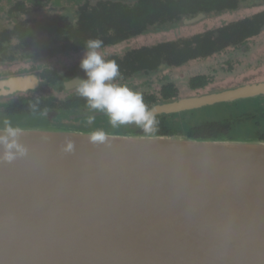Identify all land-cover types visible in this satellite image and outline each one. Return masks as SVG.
<instances>
[{"label": "water", "instance_id": "water-1", "mask_svg": "<svg viewBox=\"0 0 264 264\" xmlns=\"http://www.w3.org/2000/svg\"><path fill=\"white\" fill-rule=\"evenodd\" d=\"M261 97L264 83L153 108ZM14 127L26 154L0 143L17 156L0 162V264H264V140L106 132L100 144L94 130Z\"/></svg>", "mask_w": 264, "mask_h": 264}, {"label": "trees", "instance_id": "trees-1", "mask_svg": "<svg viewBox=\"0 0 264 264\" xmlns=\"http://www.w3.org/2000/svg\"><path fill=\"white\" fill-rule=\"evenodd\" d=\"M264 2V0H261ZM241 0H90L78 9V23L73 25V20L62 16L51 22L18 24L12 31H4L0 38L7 40L16 37L30 44L33 40L47 39L43 47L50 49L51 56L56 57L62 53L79 52L84 49L85 41L99 38L103 40L102 48L117 46L132 37L146 32L150 27L166 28L170 24L182 22L184 19L206 16L213 13L238 10ZM24 12V11H22ZM264 30V11L251 18H245L216 30H210L188 39L175 42L161 43L153 47H142L132 50L124 57L110 56L106 60H115L119 66L120 75L125 78L132 77L138 72L156 70L161 64L170 68H180L192 62L206 60L217 55H222L230 49L244 46L254 38L259 37ZM29 47L30 45H23ZM7 49L0 44V50ZM212 77L202 75L191 79L190 87L199 90L208 86ZM161 97L166 102H172L179 97V90L174 84L164 86ZM145 103L151 109L159 102L154 95H143ZM87 107L85 99H72L66 104H57L53 99L35 97L20 100L2 113L6 116L27 117L23 123H12L13 126H56L71 129L66 125H56L47 122L29 120L36 114L46 111L62 110L75 111ZM230 106V105H228ZM212 108V107H211ZM194 112V111H193ZM193 112H186L191 115ZM183 114V113H182ZM172 116V115H170ZM164 116L156 117L157 130L152 133L162 136L185 135L197 139L240 138L264 140V130H256L254 134L239 136L234 133L244 119L223 118L208 119L181 134L165 124ZM257 118L251 115L250 119ZM249 120L248 118H245ZM30 121V122H29ZM29 123V124H28ZM3 127V124H0ZM105 132L138 133L146 134L136 125L123 128L99 127ZM85 130V129H78ZM89 130V129H88ZM92 130V129H91Z\"/></svg>", "mask_w": 264, "mask_h": 264}, {"label": "rangeland", "instance_id": "rangeland-1", "mask_svg": "<svg viewBox=\"0 0 264 264\" xmlns=\"http://www.w3.org/2000/svg\"><path fill=\"white\" fill-rule=\"evenodd\" d=\"M39 3L36 9H43V11L36 12L35 14H29L31 19L36 21H43L47 19H53L57 16H67L73 20L74 25L78 23L77 7L83 5L85 0H38ZM126 2H133L134 0H122ZM7 4V0H0V5ZM34 7V6H33ZM34 7V8H35ZM68 7V8H67ZM76 7V8H75ZM67 8V9H66ZM264 11V2L261 0H241L240 8L233 11H225L221 13H213L206 16L199 22L186 25L184 22H177L170 24L164 29L158 30L157 28L150 27L146 32L138 36L132 37L128 41L118 45L102 48L101 54L104 58L110 55L124 56L128 51L138 49L141 47H152L161 43L175 42L182 39H188L198 34H203L210 30H216L230 23L251 18L254 15ZM6 16H0L1 19H8L13 22L23 20V16H15L11 18L7 13ZM6 17V18H3ZM14 19V20H13ZM10 28L11 26H6ZM83 53L63 56L56 61L45 62L41 65H28L26 67L21 64H15L12 66L2 65L0 66V77L8 76L23 70H41L44 67H52L58 69L69 68L70 66L79 65ZM198 75H208L213 77L214 81L212 85L200 91L199 94H206L210 92L217 93L225 90L251 85L264 83V30L262 34L249 41L246 46L238 47V49H232L225 54L213 57L211 59L192 63L184 68L164 71L157 75H144L136 77L130 81L120 82L131 88L134 91H138L141 94L159 96L160 90L166 84L173 83L180 90V99L194 97L193 93L189 91V81L191 78ZM219 89H223L219 91ZM54 98L59 101L64 100V95L54 93ZM43 95V94H41ZM46 96V95H45ZM258 105L264 104V97L259 99ZM6 103H9L7 101ZM6 105V104H5ZM264 107H261L263 109ZM261 112H263L261 110ZM106 116V115H105ZM49 121L69 123L73 120V117H62L60 113L54 112L47 115ZM95 123H106L108 125V117H97ZM213 118L208 117H196V116H175L165 119V124L173 129L185 132L188 129L200 124L204 120ZM66 119V120H65ZM257 127L249 125L247 128H251V132L256 130H264V115L259 120ZM29 124V123H28ZM255 130V131H256Z\"/></svg>", "mask_w": 264, "mask_h": 264}, {"label": "flooded vegetation", "instance_id": "flooded-vegetation-1", "mask_svg": "<svg viewBox=\"0 0 264 264\" xmlns=\"http://www.w3.org/2000/svg\"><path fill=\"white\" fill-rule=\"evenodd\" d=\"M7 1H8L7 4L5 3L4 5H0V16H2V15L6 16L5 14L7 13V15H9L10 17L12 16L11 18H14L15 16H23L24 19L20 20V21L15 20L14 22L12 20H9V19L5 22L4 21L5 19H1L0 20V35L4 31L14 30V28L20 23H24V22L39 23V21H36L35 19H31L30 18L31 16H29V17L27 16L29 14L31 15V14H35L36 12L43 11V9L37 10L35 7L39 3L38 0H7ZM87 1L88 0H85L83 5H85L87 3ZM90 1L95 2V0H90ZM83 5H80L77 7V12H78V9ZM22 11H24V12H22ZM59 17H62V16H57V17H54L53 19H56ZM3 18H6V17H3ZM53 19H47V20H43V21L51 22V20H53ZM43 21H41V22H43ZM73 25H74V23H73ZM6 26H11V27L7 28ZM157 29L160 30V29H164V28H157ZM47 42H48L47 39H37V40H33L30 44H28V43H25L23 40L21 41L20 39H18L16 37L9 38L5 41H4V39L0 38V44L7 46V49L0 50V66H2V65L12 66L15 64H21L24 67H26L28 65H41L47 61L48 62L56 61L63 56L67 57L71 54L75 55V54H79V53L84 52V49H82L79 52L62 53L56 57H53L49 53L50 49L48 47H43V44L47 43ZM23 45H30V46L27 47V46H23ZM246 45H244V46H246ZM240 47H243V46H240ZM141 48H138V49H141ZM235 49H238V48H235ZM134 50H137V49H134ZM230 50H232V49H230ZM128 52H130V51H128ZM110 56H118V55H110ZM110 56H108V57H110ZM124 56H119V57H124ZM217 56H219V55H217ZM214 57H216V56H214ZM209 59H211V58H209ZM206 60H208V59H206ZM200 61H205V60H200ZM200 61H196V62H200ZM196 62H192V63H196ZM192 63L184 65L180 68H184V67H186ZM160 68L162 69L161 71H159ZM180 68H170L166 64H161L156 70L149 72V74H146L144 72H138L134 76L128 77V78H125L123 75H120L115 82L118 84H121L120 82L130 81L136 77H140V76H144V75H150V74L157 75V74H160L164 71L174 70V69L176 70V69H180ZM156 71H157V73H156ZM83 75H84L83 72L81 71L79 65L77 64V65H74L73 67L72 66H70L69 68L65 67L64 69L44 67L41 70H23L22 72H18V73L11 74L8 76L0 77V83L1 84L4 81H10L11 82L9 84L10 86L7 87V90L0 88V124H3V121L5 119L11 121V123H23L26 120H28L27 117H25V116L13 117V116H6L2 113V111L4 109L9 108L10 106L17 103L20 100L40 97L43 99H53V100H55V102L57 104H61V103L66 104L69 100L76 99V98L81 99V97L75 91V82L72 80H74L77 77H83ZM198 76H202V75H198ZM198 76H196V77H198ZM193 78H195V77H193ZM193 78H191V79H193ZM191 79H190V81H191ZM190 81H189V85H188L189 91H191L193 93L192 96L198 97V96H202V95H206V94L210 93V92H208L206 94H199L200 91H203V90L209 88L212 85L214 79L212 77L211 83L204 88H200L199 90L191 89ZM13 83L19 84V85H17L15 91H12V87L14 86ZM25 83H28V84L30 83L31 87L27 88V90H21V86ZM169 84H173V83H169ZM169 84H166L164 86H167ZM121 85H124V84H121ZM161 90H160L159 96H156L159 99V102L157 104L166 103V101H164L161 97ZM178 90H179V88H178ZM221 90H223V89H219V91H221ZM54 93L64 95V97H65L64 100L59 101L57 98H54V96H55ZM41 94H43V95H41ZM142 95H146V94H142ZM180 98H181V96H180V90H179V97L176 100H178ZM7 101H9V103H6ZM173 101H175V100H173ZM259 101L260 100L253 102V103L241 101V102H237L235 104H231L230 106H228L227 104H220V105H217V106L212 107V108H205L202 110L194 111L191 115H188L187 113H183V114H174L172 116L167 115L164 117H166L165 119H167L169 117L185 115V116H196V117L212 116L213 118H211V119H223V118H227V119L237 118L238 119V118H241V119H244L243 120L244 122H242L239 127L235 128L234 133H236L239 136L250 135V134H254L256 129L253 132H251V128H248V129H245V128H247L249 125H253V126L257 127L259 125V123H258L259 120L261 119L262 115H264V108L261 109V107H264V104H261V105H258L255 107V105H257L259 103ZM157 104H155V105H157ZM261 110L263 112H261ZM54 112L60 113L62 117H64V116L66 118L73 117V120L69 123L49 121L47 115L52 114ZM251 115H256L257 118L250 119ZM89 116L95 117L94 122L92 124H88V122H87ZM97 117H102V118L104 117L105 118L106 116H105V114H102V113L93 112L88 107L83 106L80 109H77L75 111H70V112H64L62 110L46 111V112H43L41 114H36L34 117H30L29 120H32V121L35 120L36 122L43 121V122H47L50 124H56V125H66V126H69L72 128L85 129V130H88V129L89 130H91V129L95 130V128H99L102 126L111 127V125H108V124L103 123V122L102 123H95V120L98 119ZM245 118H248L249 120H247ZM133 125H135V124L121 126V127H118V129L123 128V127H130ZM177 131H179V130H177ZM185 132H183V133H185ZM183 133L181 132V134H183Z\"/></svg>", "mask_w": 264, "mask_h": 264}, {"label": "clouds", "instance_id": "clouds-1", "mask_svg": "<svg viewBox=\"0 0 264 264\" xmlns=\"http://www.w3.org/2000/svg\"><path fill=\"white\" fill-rule=\"evenodd\" d=\"M103 46L104 42L99 38L85 41L79 64L84 75L72 80L75 82V91L85 99L90 110L105 114L112 128L135 124L146 134L154 133L158 123L157 110L148 107L140 92L115 82L120 76L119 66L115 60L104 58L100 51ZM10 83V81H4L0 84V88L7 90ZM29 87L31 85L25 83L21 86V90H27ZM94 119V116H89L88 124H92ZM0 131L7 133V136H0V143L6 145L7 149L16 148L21 156L26 154V150L15 140L8 142L9 136L17 137L22 129L14 127L11 121L5 119ZM107 139L108 135L102 129L91 132L90 140L93 143L103 144ZM16 158L15 153L6 151L3 156H0V162L12 163Z\"/></svg>", "mask_w": 264, "mask_h": 264}, {"label": "bare ground", "instance_id": "bare-ground-1", "mask_svg": "<svg viewBox=\"0 0 264 264\" xmlns=\"http://www.w3.org/2000/svg\"><path fill=\"white\" fill-rule=\"evenodd\" d=\"M28 80V79H27ZM1 84V83H0ZM30 84V83H29ZM10 86V85H9Z\"/></svg>", "mask_w": 264, "mask_h": 264}]
</instances>
